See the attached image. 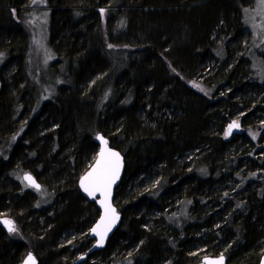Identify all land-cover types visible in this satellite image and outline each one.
<instances>
[{"label":"trees","instance_id":"1","mask_svg":"<svg viewBox=\"0 0 264 264\" xmlns=\"http://www.w3.org/2000/svg\"><path fill=\"white\" fill-rule=\"evenodd\" d=\"M253 3L0 0V218L16 225H0V264L30 251L39 264L259 263L264 140L250 133H264V38L245 19ZM34 10L50 12L57 69L46 77L41 60L29 64ZM206 69L203 91L191 88ZM238 111L247 130L227 138ZM100 133L125 158L122 221L80 260L100 212L78 181Z\"/></svg>","mask_w":264,"mask_h":264},{"label":"rangeland","instance_id":"2","mask_svg":"<svg viewBox=\"0 0 264 264\" xmlns=\"http://www.w3.org/2000/svg\"><path fill=\"white\" fill-rule=\"evenodd\" d=\"M37 0H33V2H35ZM31 5V3H30ZM39 9V8H36ZM15 14V11H13ZM104 12V10H103ZM31 18H28L29 20L27 21V24L31 27V30L34 29L32 31V43H33V47H34V55H32V58L29 59V64L31 65L32 68L36 69V67L39 65L38 64V60L35 58L37 57L39 60L42 61V65L46 68H37L39 70H41L42 72V77H46V71L50 66H52L53 68L57 69V55L54 54L53 50L51 49V45H50V12L46 11V10H34L31 12ZM245 19H247V22L249 23V25L254 29L255 32H257V36L258 37H262L264 38V6H262L261 4V0H254V3L252 6H250L249 8H246L245 10ZM34 21V22H33ZM244 33L246 35H249V31L248 30H244ZM218 35V34H216ZM261 38V39H262ZM244 41H246V37H244L243 39ZM34 57V58H33ZM239 60V54H233L231 56V60L230 62H238ZM2 64V58H0V66ZM210 66V64H208ZM205 66V68L208 67ZM247 66L252 67V65H254L252 62H247L246 63ZM11 69L8 73L11 74L12 73ZM256 70H261V68H256ZM208 69H206L205 72H203L202 74L198 75V77L193 78L191 80H187V82L189 83L190 87L196 89V90H200L201 92L203 91V84H202V80H204L206 78V74ZM9 76V75H7ZM251 80V81H250ZM247 82H248V88H250L251 85H255V80L252 79V77H248L247 78ZM262 88V87H261ZM264 90V88H262ZM262 95H264V92L262 93ZM251 109V108H250ZM244 113V112H242ZM242 113L240 111L236 112L233 114V121H237L239 124L238 128H234L232 129L230 134H227V138H230L232 135H237L236 133H241L244 130H247L243 127L242 122H241V117H242ZM232 121V122H233ZM232 122H230V124H232ZM254 122V120H253ZM228 124L225 128H224V134L228 133ZM253 124H250L248 126H251ZM247 126V127H248ZM253 127V126H252ZM250 135L253 137L254 140H258L261 138L264 140V133L262 135H260V133H258V131H251ZM190 157V156H189ZM187 159V158H186ZM193 163L191 162L190 165H192ZM40 193V195L45 196L46 194V190L45 188H42L40 191H38ZM40 204V201H39ZM6 217V216H5ZM16 227V225H15Z\"/></svg>","mask_w":264,"mask_h":264},{"label":"snow or ice","instance_id":"3","mask_svg":"<svg viewBox=\"0 0 264 264\" xmlns=\"http://www.w3.org/2000/svg\"><path fill=\"white\" fill-rule=\"evenodd\" d=\"M262 6H264V0H261ZM103 12V10H101ZM237 121H233L228 127V133L230 134L233 128H238ZM101 140L103 147L100 150L99 156L95 160V164L92 166L91 171L87 172L80 179V186L85 193L90 197H95L97 193L100 194L102 199L100 204L104 209V214L101 216L100 221L91 230L95 235L99 237L98 243L103 244L107 233L111 231L116 221L119 219V215L116 209L112 207L110 202L112 185L119 178L121 168V157L118 152L112 151L108 148V141L103 137H98ZM25 180L39 189V185L35 183L31 176H25ZM7 225L10 232L15 231V227L12 221L5 219L3 221ZM26 264H35V259L29 255ZM206 264H224V257L221 255L217 260L207 261Z\"/></svg>","mask_w":264,"mask_h":264},{"label":"water","instance_id":"4","mask_svg":"<svg viewBox=\"0 0 264 264\" xmlns=\"http://www.w3.org/2000/svg\"><path fill=\"white\" fill-rule=\"evenodd\" d=\"M233 129H234V128H233ZM98 137H103L105 140H107V141H108V148L111 149L112 151L118 152V153L120 154V157H121V165H122L121 168H120L119 178H118V179L116 180V182L112 185L111 197H110V202H111V204H112V207H114V208L116 209V212H117L118 215H119V219L116 221V223H115V225L112 227L111 231H109V232L107 233V236L105 237L104 242H103L102 245H100V244L98 243V241H99V237H98L97 235H95V234L91 231V230L96 226V224L100 221L101 216L104 214V209H103V207H102L101 204H100V200L102 199V197L100 196L99 193H97L95 197H90V196H88L87 193L84 192V190H83V189L81 188V186H80V179H81V177L84 176L87 172L91 171L92 166L95 164V160H96V158L99 156L100 150H101V148L103 147V145H102V143H101V140L98 139ZM96 141H97V144L99 145V149H98L97 155H96L95 159L93 160V162H92V163L90 164V166L88 167V169H87V170H86V171L80 176L79 181H78V187H79L81 193L83 194V196H84L87 200H89V201H91V202H95V203L97 204V207H98L100 213H99V217L97 218L96 222H94V224L92 225V227L90 228V231H89V236H90V238L93 240L92 245H91L90 249L88 250V252H87L85 255H82V256H81L80 260H83L84 258H86L87 255H89V254H91V253H93V252H95V251H99L100 249L105 248L106 245H107V242H108L109 238H110V237L113 235V233L118 229V227L120 226L121 221H122V214H121V212L118 210L117 206L115 205V193H116V189H117V187L119 186V184H120V182H121V180H122V177H123V175H124L125 164H126V163H125V158H124V155L122 154V152H121L120 150L114 148V147L110 144L108 138L105 137L103 134H101V133H100V134H97ZM25 176H31V177L33 178V180L35 181V183L39 185V189H41V184H40V182H38V180H37L32 174H30V173H25V174H23L24 181H25V183H26L28 186L37 189L36 187H33V186L29 183V181L25 180ZM5 219L12 221V219H10V218H8V217H2V218H0V225L3 226L7 232H10V231L8 230L7 225H5V224L3 223V221H4ZM12 223H13V225H14V222H13V221H12ZM29 255H31V256L35 259V264H39V260H38V258H37V256H36V254H35L34 252H32V251L28 252V253L25 255V257L23 258V260L21 261L20 264H26V261L28 260ZM221 255H223V254H220V255H217V256H204V257L200 260V262H199L198 264H206L207 261H214V260H217ZM223 257H224V264H228L226 256L223 255ZM258 264H264V253L262 254V256H261L260 261H259Z\"/></svg>","mask_w":264,"mask_h":264},{"label":"bare ground","instance_id":"5","mask_svg":"<svg viewBox=\"0 0 264 264\" xmlns=\"http://www.w3.org/2000/svg\"><path fill=\"white\" fill-rule=\"evenodd\" d=\"M29 77H30V75H29ZM32 77V76H31Z\"/></svg>","mask_w":264,"mask_h":264}]
</instances>
